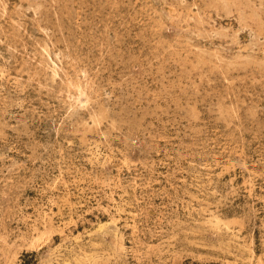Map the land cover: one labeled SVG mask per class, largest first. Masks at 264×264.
I'll return each instance as SVG.
<instances>
[{"label": "rangeland", "instance_id": "374dc122", "mask_svg": "<svg viewBox=\"0 0 264 264\" xmlns=\"http://www.w3.org/2000/svg\"><path fill=\"white\" fill-rule=\"evenodd\" d=\"M0 264H264V0H0Z\"/></svg>", "mask_w": 264, "mask_h": 264}]
</instances>
